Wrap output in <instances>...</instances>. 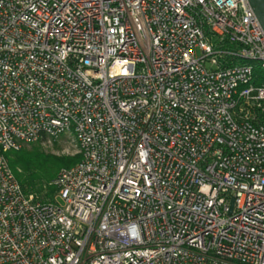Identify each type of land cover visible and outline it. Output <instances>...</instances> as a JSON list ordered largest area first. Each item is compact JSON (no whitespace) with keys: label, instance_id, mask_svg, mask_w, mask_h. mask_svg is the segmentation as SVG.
<instances>
[{"label":"built area","instance_id":"built-area-1","mask_svg":"<svg viewBox=\"0 0 264 264\" xmlns=\"http://www.w3.org/2000/svg\"><path fill=\"white\" fill-rule=\"evenodd\" d=\"M256 68L248 0H0V264H264ZM62 135L42 202L7 154Z\"/></svg>","mask_w":264,"mask_h":264},{"label":"trees","instance_id":"trees-1","mask_svg":"<svg viewBox=\"0 0 264 264\" xmlns=\"http://www.w3.org/2000/svg\"><path fill=\"white\" fill-rule=\"evenodd\" d=\"M258 82L264 80V72L256 68ZM14 155V157H13ZM10 166L27 193L34 194L42 202L54 200L56 189L51 185L63 168L77 164L78 160L60 159L42 152L40 146L31 150L9 153Z\"/></svg>","mask_w":264,"mask_h":264},{"label":"rangeland","instance_id":"rangeland-1","mask_svg":"<svg viewBox=\"0 0 264 264\" xmlns=\"http://www.w3.org/2000/svg\"><path fill=\"white\" fill-rule=\"evenodd\" d=\"M32 146H40L42 152L49 156H55L60 159L78 160V162L81 160L78 145L75 144L67 135L51 138L43 143L25 146L22 150L30 151Z\"/></svg>","mask_w":264,"mask_h":264},{"label":"water","instance_id":"water-1","mask_svg":"<svg viewBox=\"0 0 264 264\" xmlns=\"http://www.w3.org/2000/svg\"><path fill=\"white\" fill-rule=\"evenodd\" d=\"M248 3L264 31V0H248Z\"/></svg>","mask_w":264,"mask_h":264}]
</instances>
